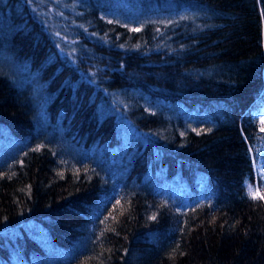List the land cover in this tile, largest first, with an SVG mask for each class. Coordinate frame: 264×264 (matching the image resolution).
<instances>
[{"label":"trees","instance_id":"1","mask_svg":"<svg viewBox=\"0 0 264 264\" xmlns=\"http://www.w3.org/2000/svg\"><path fill=\"white\" fill-rule=\"evenodd\" d=\"M33 83L97 171L30 143ZM262 118L264 0H0V264H264Z\"/></svg>","mask_w":264,"mask_h":264},{"label":"rangeland","instance_id":"2","mask_svg":"<svg viewBox=\"0 0 264 264\" xmlns=\"http://www.w3.org/2000/svg\"><path fill=\"white\" fill-rule=\"evenodd\" d=\"M33 86L28 85V87L26 88V94H23L24 96H26L27 99V103L26 105H29V108H31V116L33 118V125L34 127H32L33 132L32 135L30 137V143L31 144H35V143H41L44 145H48L51 146L54 150L58 151L59 157L61 160H63L65 162V164H67L69 161L72 162H77L79 165H83L85 168L92 170L93 171H97V169H95V167L97 166V164H99L97 161L98 158H101L102 155L98 156L94 154V149L91 150H87L86 147H80L84 150L83 153L76 152L75 150H73L70 146H65L64 145V133L63 130L61 128H59L57 125L53 126L50 121L49 118L46 117V115L44 116V111H42L41 109H39V107H37L36 103L38 102V95L40 93V90L38 89V86L36 85V83H33ZM126 131V135L127 136H131L128 132V130ZM7 141L5 144L3 143L4 141ZM141 140V139H139ZM2 141V145H0V157L6 153L8 155H12L14 153H18L19 155H22L25 150L27 149L28 146V142L25 143V145H22L21 143H19L18 141H12L10 137L5 138V136L2 137L1 139ZM81 153V154H80ZM13 160V159H12ZM11 160H9L8 163H10ZM7 163V162H5ZM121 171V170H120ZM117 171L116 173L120 174L121 172ZM99 173V172H98ZM149 177V178H148ZM156 177V176H155ZM145 180L152 179V173L149 176L148 174H146L144 176ZM103 179H105L106 183H110L109 184V190H110V195L114 196L115 198H117V196L123 191L125 190V188H123L121 186V184L119 183V180L116 178L115 176V172H108L107 175H103ZM157 185H162L163 187V192L162 195L163 196H167V194L169 193V191L171 189H178V193L180 194V196H183V190L184 187L182 185H175L171 178L169 176H164L162 177L160 180H158ZM109 195L107 196L108 201H110L109 199ZM107 202V200H105L104 204ZM112 202V201H110ZM103 204V205H104ZM102 205V207H103ZM100 207L99 209L95 210V212H97L98 214H100L99 210L102 208ZM97 214V216H98ZM95 217V216H94ZM95 219V218H94ZM100 220H96V224L93 226L92 230L95 229V233H93L94 235L98 234L100 232L99 229V222ZM103 221H100V223ZM33 228L36 230V235L39 237L38 239H42L44 238V234L42 232V229L38 226L32 225ZM91 230V232H92ZM44 246V250L47 257H53L51 259L52 262H54L55 260H57L56 264L58 263L59 260L63 259H69L71 256H66V254H61L59 250H54V252H50L49 247H46L45 244H43ZM60 257V258H59ZM67 261V260H66Z\"/></svg>","mask_w":264,"mask_h":264},{"label":"snow or ice","instance_id":"3","mask_svg":"<svg viewBox=\"0 0 264 264\" xmlns=\"http://www.w3.org/2000/svg\"><path fill=\"white\" fill-rule=\"evenodd\" d=\"M138 30V29H136ZM261 127H260V130L262 132H264V118H262L260 121H259ZM39 147H37V150H39ZM264 178V177H262ZM248 194H249V197L251 199H260V200H264V193H261L259 189H253L252 185H248ZM117 203H119V201H117ZM152 219H155V216L151 217ZM107 219V218H106Z\"/></svg>","mask_w":264,"mask_h":264}]
</instances>
